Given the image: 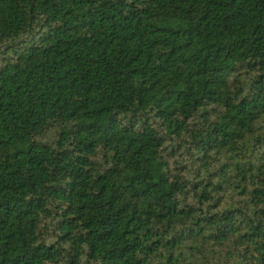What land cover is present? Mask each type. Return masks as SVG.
<instances>
[{"label":"trees","instance_id":"trees-1","mask_svg":"<svg viewBox=\"0 0 264 264\" xmlns=\"http://www.w3.org/2000/svg\"><path fill=\"white\" fill-rule=\"evenodd\" d=\"M0 264H264V0H0Z\"/></svg>","mask_w":264,"mask_h":264}]
</instances>
